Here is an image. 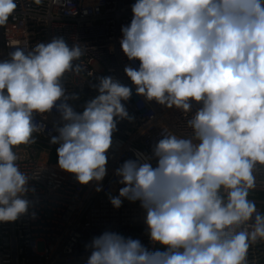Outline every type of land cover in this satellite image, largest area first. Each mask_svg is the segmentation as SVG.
<instances>
[{
  "label": "clouds",
  "instance_id": "9594fccd",
  "mask_svg": "<svg viewBox=\"0 0 264 264\" xmlns=\"http://www.w3.org/2000/svg\"><path fill=\"white\" fill-rule=\"evenodd\" d=\"M17 7L0 0V27ZM131 11L119 43L139 61L124 68L136 94L183 113L202 106L187 120L190 137L163 136L116 169L123 187L110 203L139 202L153 249L104 231L86 246L87 264H248L250 247L264 241V215L248 198L264 166V0H135ZM9 55L0 61V222L29 208V176L14 149L36 143L34 114L61 113L50 143L81 185L105 178L117 120L131 119L122 101L132 88L110 76L82 112L58 104L65 75L81 71L80 45L54 38Z\"/></svg>",
  "mask_w": 264,
  "mask_h": 264
},
{
  "label": "built area",
  "instance_id": "2783aa9c",
  "mask_svg": "<svg viewBox=\"0 0 264 264\" xmlns=\"http://www.w3.org/2000/svg\"><path fill=\"white\" fill-rule=\"evenodd\" d=\"M17 3L7 25L0 27V61L10 60L9 53L17 48L27 54L38 42L47 44L54 38H63L69 47L80 45L84 55L73 64L80 65L81 71L65 75L62 84L66 99L58 104L66 102L82 112L99 94L100 79L110 76L132 88L130 99L122 101L131 119L117 120L105 178L81 185L73 174L49 160L51 152L59 147L50 140L63 126L61 113L53 108L44 115L34 114L33 122L39 128L33 134L36 143L14 149L20 170L29 176L25 194L29 208L14 222H0V264H87L91 252L86 246L104 231L139 239L152 250L139 202L124 199L119 209L110 203L109 194L118 196L123 187L116 169L126 160L135 159V151L150 154L163 136L190 137L192 129L187 120L202 105L194 103L192 112L183 113L136 94L124 68L138 67L139 61H130L119 43L121 27L131 22L135 0ZM253 175L256 186L248 198L264 215V198L260 197L264 194V166L257 164ZM97 187L102 190L97 191ZM247 259L248 264H264V241L250 247Z\"/></svg>",
  "mask_w": 264,
  "mask_h": 264
},
{
  "label": "trees",
  "instance_id": "16d2710c",
  "mask_svg": "<svg viewBox=\"0 0 264 264\" xmlns=\"http://www.w3.org/2000/svg\"><path fill=\"white\" fill-rule=\"evenodd\" d=\"M49 160L51 163L53 164H57V160H58V157H57V151L56 149H54L51 154H50V157H49ZM261 198H264V194H261L260 195ZM157 248H160L161 246L159 245H156ZM162 250V249H161Z\"/></svg>",
  "mask_w": 264,
  "mask_h": 264
}]
</instances>
